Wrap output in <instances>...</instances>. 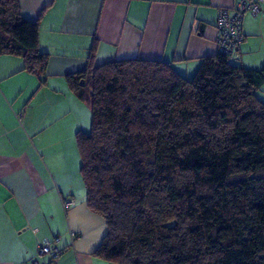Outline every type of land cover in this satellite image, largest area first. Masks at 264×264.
<instances>
[{"label": "trees", "instance_id": "obj_1", "mask_svg": "<svg viewBox=\"0 0 264 264\" xmlns=\"http://www.w3.org/2000/svg\"><path fill=\"white\" fill-rule=\"evenodd\" d=\"M39 20L0 0V55L46 82ZM68 88L91 113L75 133L86 204L106 233L93 255L116 264H264V68L203 57L191 77L152 59L94 64ZM237 52V51H236Z\"/></svg>", "mask_w": 264, "mask_h": 264}, {"label": "crops", "instance_id": "obj_2", "mask_svg": "<svg viewBox=\"0 0 264 264\" xmlns=\"http://www.w3.org/2000/svg\"><path fill=\"white\" fill-rule=\"evenodd\" d=\"M39 20V47L49 54L46 82L0 55V264H27L45 239L59 264H116L93 255L106 224L86 204L75 133L88 131V106L65 75L81 70L96 39L94 64L152 59L191 77L219 51V8L239 0H19ZM234 62L264 68V5L244 12ZM264 102V84L257 91ZM72 199L65 207L64 202Z\"/></svg>", "mask_w": 264, "mask_h": 264}, {"label": "built area", "instance_id": "obj_3", "mask_svg": "<svg viewBox=\"0 0 264 264\" xmlns=\"http://www.w3.org/2000/svg\"><path fill=\"white\" fill-rule=\"evenodd\" d=\"M264 0H239L234 12L219 8L216 18V29L218 31L219 51L226 54H235L242 40L241 19L244 12L257 14ZM72 204V199L64 202L67 207ZM61 250L54 240L45 238L37 247V256L27 264H59Z\"/></svg>", "mask_w": 264, "mask_h": 264}, {"label": "rangeland", "instance_id": "obj_4", "mask_svg": "<svg viewBox=\"0 0 264 264\" xmlns=\"http://www.w3.org/2000/svg\"><path fill=\"white\" fill-rule=\"evenodd\" d=\"M232 61H234V59H233V57L231 56V58H230ZM88 112H89V115H90V120H91V113H90V109H89V107H88Z\"/></svg>", "mask_w": 264, "mask_h": 264}]
</instances>
